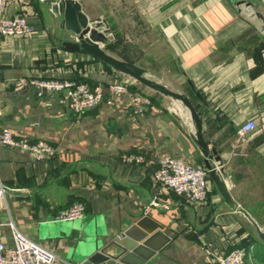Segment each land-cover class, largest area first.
<instances>
[{"label":"crops","instance_id":"0c3cea01","mask_svg":"<svg viewBox=\"0 0 264 264\" xmlns=\"http://www.w3.org/2000/svg\"><path fill=\"white\" fill-rule=\"evenodd\" d=\"M79 2L90 19L104 18L108 26L111 4L130 3L140 15L148 12L151 40L165 50L160 58L147 57L146 66L141 56L127 58L126 48L106 51L145 69L149 77L157 73L158 59L172 62L183 88L189 92L188 82L194 85L205 101L194 99L205 140L221 157L233 199L252 213V196L264 198V0ZM51 8L44 0H8L3 12L25 16L34 31L0 38V129L30 142L46 141L56 154L34 161L25 151L0 145V182L9 189L6 207L0 208V241L13 246L12 220L30 239L79 264L84 243L137 235L132 225L147 218L137 230L158 235L150 242L156 253L146 264H214L244 239L258 242L254 226L223 202L212 180L200 204L185 202L154 180L165 156L205 166L188 110L87 53L60 48L59 39L68 33L62 16ZM140 15L136 24H124L140 27ZM22 78L77 80L102 87L105 99L77 115L62 92L38 95L33 86L17 90ZM113 82L151 98L145 115L132 112L127 95L109 103ZM249 121L256 127L240 139L237 130ZM124 154H141L145 161L126 163ZM76 202L85 205L82 219H56ZM72 228L79 230L77 236L70 235Z\"/></svg>","mask_w":264,"mask_h":264},{"label":"built area","instance_id":"2783aa9c","mask_svg":"<svg viewBox=\"0 0 264 264\" xmlns=\"http://www.w3.org/2000/svg\"><path fill=\"white\" fill-rule=\"evenodd\" d=\"M8 0H0V38L11 36H28L34 29L28 24L23 15L6 16L4 8ZM51 12L57 11L52 6ZM111 34H109L110 36ZM26 86H33L38 95L43 92L64 93L70 109L77 115L96 108L105 99L104 89L100 86L90 87L87 83L77 80H46V79H19L15 83L17 90ZM109 103L118 96H129L132 112L143 116L151 105V100L140 93H131L128 86L122 82H113L108 86ZM256 124L249 121L237 130L238 137L244 138L254 130ZM0 145L19 149L28 153L34 161H42L53 157L56 148L46 141L30 142L26 137L15 134L10 129H0ZM121 160L126 163H143L141 154H124ZM220 169V166H219ZM154 180L165 189L175 193L185 202L191 204L204 203L207 200L212 185L209 171L205 166L194 165L181 158L165 156L159 162V169L154 173ZM229 186L228 177L225 178ZM8 187L0 182V208L6 207V192ZM86 208L81 202H76L57 215L58 221H73L85 216ZM13 246L7 247L0 241V264H72L60 258L51 249L37 243L22 233L10 220ZM244 248H235L226 255L219 257L214 264H243Z\"/></svg>","mask_w":264,"mask_h":264},{"label":"water","instance_id":"95a60500","mask_svg":"<svg viewBox=\"0 0 264 264\" xmlns=\"http://www.w3.org/2000/svg\"><path fill=\"white\" fill-rule=\"evenodd\" d=\"M52 5L63 18V28L68 33L65 39H59L60 48L72 52L87 53L102 63L112 67L118 73L129 76L141 85L169 97L183 104L194 124V141L199 147L209 176L223 198V202L230 208L242 213L254 226L256 235L261 244L264 245V228L261 227L251 215L242 207L238 206L233 199L228 185L224 180L225 168L222 166L221 157L217 151L210 147L205 140L203 132V120L196 110L189 95L170 89L165 84L152 79L146 70L128 61L118 59L110 55L105 49L111 30L104 18L90 19L84 12L79 0H44ZM245 1V0H244ZM189 88L195 98L202 104L205 101L201 94L195 89L191 82ZM220 166V169H219ZM148 222L143 218L132 225L131 230H136L137 235H122L121 238L110 241L96 240L92 244H83L79 252V264H146L155 255L156 250L150 247V242L158 234L148 237V232H140L137 229ZM152 228L151 230H153ZM79 230L72 228L70 235L77 236ZM147 252L143 254L142 252Z\"/></svg>","mask_w":264,"mask_h":264},{"label":"rangeland","instance_id":"374dc122","mask_svg":"<svg viewBox=\"0 0 264 264\" xmlns=\"http://www.w3.org/2000/svg\"><path fill=\"white\" fill-rule=\"evenodd\" d=\"M110 11L114 13H111L113 14V16L108 19L110 30H112L111 35L108 36V42L116 44L117 50L121 51L122 49L126 48L125 50L128 54L127 58L140 60V58L142 57V63L147 66V60H149V57L157 58L165 53L163 44L161 42H155L151 40L154 35L153 30H150L148 28L149 26L146 24V15H149L148 12L145 11V13L140 15V12L137 10V8L134 7V5L132 6L130 3H123V5L121 4L118 7L114 6V4H111ZM137 13H139L140 21L142 22L140 27L130 28L129 25L127 26L124 24L125 22L136 24V22L139 21V18H135ZM115 21L118 24V29H116L117 27H113ZM159 60L160 59L156 61V67L154 66L158 71L155 75H151V78L163 82V84L167 85L170 89H173L180 93L187 92L189 94V92L183 88L181 79L175 73L177 70L175 64L169 61L162 62V60ZM159 71L161 73H158ZM262 177H264V172L261 174V179ZM252 198L255 200L253 201L252 199L251 203H249L253 206L252 208H250L251 212L255 216L257 222H259L260 225H262L264 228V198H258L260 200L254 198V196H252ZM252 264H258V262L252 260Z\"/></svg>","mask_w":264,"mask_h":264},{"label":"trees","instance_id":"16d2710c","mask_svg":"<svg viewBox=\"0 0 264 264\" xmlns=\"http://www.w3.org/2000/svg\"><path fill=\"white\" fill-rule=\"evenodd\" d=\"M116 49H117V46L114 43L107 42L106 45H105V50H107V51L115 53ZM128 89L131 90V91L133 90L131 86H128ZM133 92L137 93L135 91H133ZM142 95H144V94H142ZM189 96H190V98H191V100H192V102L194 104L195 103L194 99H196V98H195V96H194V94H193V92L191 91L190 88H189ZM194 106H195V108L197 110L198 106L195 105V104H194ZM199 162L201 163V165H203L201 161H199ZM250 214L256 220L255 216L252 213H250ZM259 242L260 241L256 242L254 240H251V239L247 238V239H244L242 241L240 246H238L240 248H244L245 249V253L246 254H245V258H244V263L243 264H252V260L258 262V264H264V245L263 244L261 245V243H259ZM233 249H234V247L231 248L230 251L233 250Z\"/></svg>","mask_w":264,"mask_h":264},{"label":"bare ground","instance_id":"6f19581e","mask_svg":"<svg viewBox=\"0 0 264 264\" xmlns=\"http://www.w3.org/2000/svg\"><path fill=\"white\" fill-rule=\"evenodd\" d=\"M183 109H184V107H183ZM185 111V110H184Z\"/></svg>","mask_w":264,"mask_h":264}]
</instances>
